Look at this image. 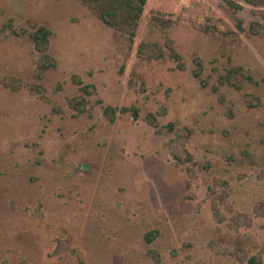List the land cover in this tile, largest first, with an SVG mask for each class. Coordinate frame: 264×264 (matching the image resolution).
Masks as SVG:
<instances>
[{
  "label": "rangeland",
  "instance_id": "rangeland-1",
  "mask_svg": "<svg viewBox=\"0 0 264 264\" xmlns=\"http://www.w3.org/2000/svg\"><path fill=\"white\" fill-rule=\"evenodd\" d=\"M233 2L0 0V264H264V6Z\"/></svg>",
  "mask_w": 264,
  "mask_h": 264
},
{
  "label": "trees",
  "instance_id": "trees-1",
  "mask_svg": "<svg viewBox=\"0 0 264 264\" xmlns=\"http://www.w3.org/2000/svg\"><path fill=\"white\" fill-rule=\"evenodd\" d=\"M225 1L230 5V7L234 8V9L238 8V6L236 5V3L233 2V0H225ZM244 1L246 3L252 5V6H264V0H244ZM139 2L142 4L145 2V0H139ZM166 22H167L166 24L171 23L169 20H167ZM255 24H256V27L254 26L253 32L256 34H259L260 33L259 28L262 25L259 22L252 23V25H255ZM201 28H203V29H201ZM236 28L240 31L244 30L242 25H241V19H236ZM198 30L203 31V32H208L210 30H217V28L215 27L214 24L207 22V23H204L202 26H200L198 28ZM49 35H50V31L48 29L44 28L43 26L37 27L35 29V31L31 34V38H32L34 45L38 51L45 52V50L47 48L48 41H49ZM144 47H145V50L150 49V51H155L156 54L153 55L154 57L162 56V50L160 48H158L156 44H154V43H151L150 45L144 44ZM169 47L171 49V53L173 54L174 58H178V54L172 49L171 46H169ZM43 57L45 58L43 66H45V67L53 66V64H54L53 60L51 58H49V56H47L46 53L43 54ZM83 102H84V98L80 97V99H76V101H74V103H72V106H74V108H77V106L82 104ZM247 264H261V262L257 257H251L247 261Z\"/></svg>",
  "mask_w": 264,
  "mask_h": 264
}]
</instances>
